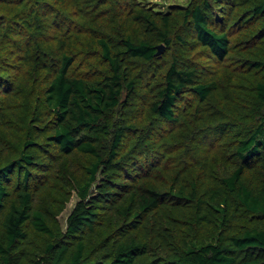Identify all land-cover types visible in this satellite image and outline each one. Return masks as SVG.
<instances>
[{"label": "trees", "instance_id": "trees-1", "mask_svg": "<svg viewBox=\"0 0 264 264\" xmlns=\"http://www.w3.org/2000/svg\"><path fill=\"white\" fill-rule=\"evenodd\" d=\"M0 264H264V0H0Z\"/></svg>", "mask_w": 264, "mask_h": 264}, {"label": "rangeland", "instance_id": "rangeland-1", "mask_svg": "<svg viewBox=\"0 0 264 264\" xmlns=\"http://www.w3.org/2000/svg\"><path fill=\"white\" fill-rule=\"evenodd\" d=\"M151 3H154L157 8L160 9H166L169 5H179V6H185L189 2V0H150ZM166 49L163 47L161 54H164ZM204 63H206V60H203ZM76 201V196L73 194L69 200V202L66 203L65 208L63 211L58 215V221L64 225L65 219L67 214L72 209L74 203Z\"/></svg>", "mask_w": 264, "mask_h": 264}, {"label": "water", "instance_id": "water-1", "mask_svg": "<svg viewBox=\"0 0 264 264\" xmlns=\"http://www.w3.org/2000/svg\"><path fill=\"white\" fill-rule=\"evenodd\" d=\"M162 49H163V46H162V45H159V46L157 47V52H156V54H157V55L160 54V53L162 52Z\"/></svg>", "mask_w": 264, "mask_h": 264}]
</instances>
